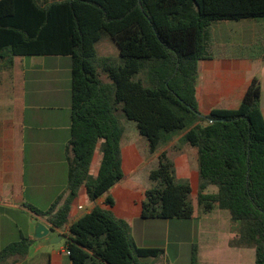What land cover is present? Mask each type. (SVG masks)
I'll use <instances>...</instances> for the list:
<instances>
[{"label": "trees", "instance_id": "trees-1", "mask_svg": "<svg viewBox=\"0 0 264 264\" xmlns=\"http://www.w3.org/2000/svg\"><path fill=\"white\" fill-rule=\"evenodd\" d=\"M264 19V0H0V70L15 57L70 58L67 187L46 211L24 205L50 230L69 220L81 188L94 203L124 179L122 149L143 144L155 156L138 174L142 220H188L195 214L190 181L176 176L185 154L198 174L202 214L225 210L238 232L232 245L254 250L264 264V117L253 78L238 108L198 111V62L262 59L264 41L218 46L207 41L222 22ZM108 41L117 55H99ZM100 155L96 174L91 165ZM213 189V191H212ZM70 264H154L164 250L136 246L128 221L93 206L68 225ZM33 240L0 250V264L27 256ZM191 264H196L195 247Z\"/></svg>", "mask_w": 264, "mask_h": 264}, {"label": "crops", "instance_id": "crops-1", "mask_svg": "<svg viewBox=\"0 0 264 264\" xmlns=\"http://www.w3.org/2000/svg\"><path fill=\"white\" fill-rule=\"evenodd\" d=\"M207 41L218 46L258 44L264 41V19L216 24L208 32ZM253 78L260 82V109L264 117V60L217 58L199 61L195 86L198 111L208 114L213 109L238 108ZM69 137L70 58L15 57L10 70H0V222L10 223L12 229L34 240L30 248L34 246L35 256L29 255V248L27 256L12 257L9 259L10 264H70L65 249L42 253L45 247L34 237V219L60 240L64 239L68 225L89 212L93 206L110 209L117 218L129 224L131 219H140V203L144 197L138 174L149 164L147 160L152 158L153 164L156 156L143 159L142 143L122 149L124 179L108 193L114 202L112 208L105 205L106 196L94 203L90 202L85 189L81 188L71 205L68 224L61 230H50L44 220L24 208V205H29L44 212L66 191L67 183L46 188L38 185L36 180L55 179V174L52 175L49 170L44 172L47 167H55L53 172H59L62 178L65 175L67 178L66 147ZM95 158L99 165L100 155L97 151L91 171ZM174 165L177 178L187 179L198 186V174L185 154L179 155ZM97 169L98 166L91 174L95 175ZM188 172H193L195 176L192 178ZM129 178L138 183L142 195L124 202L120 192L121 183ZM190 185L196 194L197 188ZM77 200L88 202V208L76 203ZM44 201L48 204L45 209ZM179 260L183 261L182 264H191L192 256H173V264ZM160 264H169L168 256ZM196 264H255V256H196Z\"/></svg>", "mask_w": 264, "mask_h": 264}, {"label": "rangeland", "instance_id": "rangeland-1", "mask_svg": "<svg viewBox=\"0 0 264 264\" xmlns=\"http://www.w3.org/2000/svg\"><path fill=\"white\" fill-rule=\"evenodd\" d=\"M96 50L99 55H117V49L109 42L98 44ZM151 162L152 158L147 160V163ZM97 166L98 163L95 158L92 166V173ZM47 170L52 172V175L55 174V179H38L36 180L38 185H42L46 188H53L56 185L67 183L66 175L62 178V174L60 175L59 172H53L55 167H47L44 169V172ZM189 176L193 178L195 174L192 172ZM190 183L193 185L192 181H190ZM121 185L120 192L122 193L124 202L128 199H136L142 195L139 185L134 179H126ZM193 187L196 189L197 184L196 186L193 185ZM190 199L196 212L195 216L191 219L130 220L132 228L131 235L136 246H151L164 250L163 255L155 260L153 262L154 264H160L162 259L166 256H168L169 264H173V256H192L194 247L196 256H254L253 249L238 248L232 245L238 232V226L231 224L227 211L214 209L210 213L202 214L197 207L194 192H192ZM44 202L45 209L48 204L46 205V201ZM76 203L82 204L85 208L89 206V203L86 201L81 202L77 200ZM14 221L16 220L14 219ZM167 222H170L168 226ZM0 234V250L11 243L19 241L21 237L20 231L12 229L10 223L6 221L0 222ZM56 239L57 237H53L52 233L40 238L39 242L45 247L42 253L49 254L52 250H64V239L53 243ZM33 242L35 241L33 240ZM33 251L34 246L29 250L30 256H35L33 255ZM182 263V260L177 262V264ZM1 264H10V261L7 260Z\"/></svg>", "mask_w": 264, "mask_h": 264}, {"label": "water", "instance_id": "water-1", "mask_svg": "<svg viewBox=\"0 0 264 264\" xmlns=\"http://www.w3.org/2000/svg\"><path fill=\"white\" fill-rule=\"evenodd\" d=\"M32 222L35 226V228H34V237L35 238L40 239L49 233V229L46 228L43 224L37 222L35 219ZM57 241H60V238H57L56 240H54L53 243L57 242Z\"/></svg>", "mask_w": 264, "mask_h": 264}, {"label": "built area", "instance_id": "built-area-1", "mask_svg": "<svg viewBox=\"0 0 264 264\" xmlns=\"http://www.w3.org/2000/svg\"><path fill=\"white\" fill-rule=\"evenodd\" d=\"M78 209H81V207H78ZM65 254L66 255H69V252L68 251H65Z\"/></svg>", "mask_w": 264, "mask_h": 264}]
</instances>
